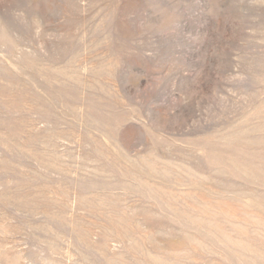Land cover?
Returning <instances> with one entry per match:
<instances>
[{
	"label": "rangeland",
	"instance_id": "obj_1",
	"mask_svg": "<svg viewBox=\"0 0 264 264\" xmlns=\"http://www.w3.org/2000/svg\"><path fill=\"white\" fill-rule=\"evenodd\" d=\"M0 264H264V0H0Z\"/></svg>",
	"mask_w": 264,
	"mask_h": 264
}]
</instances>
